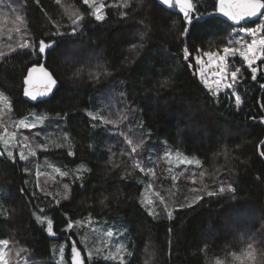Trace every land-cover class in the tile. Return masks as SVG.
<instances>
[{
  "label": "trees",
  "instance_id": "1",
  "mask_svg": "<svg viewBox=\"0 0 264 264\" xmlns=\"http://www.w3.org/2000/svg\"><path fill=\"white\" fill-rule=\"evenodd\" d=\"M100 2L105 4L103 21H96L82 0L4 1L0 51L6 55L0 57V89L13 110L0 122L22 137L41 162L51 160L70 173L50 179L42 173L43 165L38 175L36 156L20 160L16 153L15 163L6 154L0 157V238L13 241L11 263L23 256L24 251L15 255L21 247L40 264H58L61 245L70 263L71 239L77 241L76 232L88 235L76 221L92 217L121 220L126 226L131 255L125 264H264V77L256 74L253 80L242 58L234 57L233 65L242 71L237 107L230 91L214 97L205 88L195 61L196 53L222 50L240 36L241 25L251 27L259 19L234 25L217 14L216 0H194L197 19L189 26L178 7L166 8L156 0H129L127 7L123 0ZM72 12L82 15L75 34ZM121 12L127 15L121 17ZM16 15L24 17L23 23ZM185 27L191 28L186 36ZM25 39L35 46L40 40L55 41L59 47L46 57L36 55V48L18 47ZM9 44L16 50L9 51ZM133 44L137 48L130 51ZM42 56L58 87L31 103L23 97V79ZM32 111L43 115V122L31 130L15 129V122ZM89 112L127 119L115 127L103 125ZM121 133L134 140L144 134L141 156L145 163L151 161L154 177L134 168L133 159L122 153L130 149ZM21 142L15 140L18 148ZM166 148L200 163L179 166L173 173L160 158ZM80 164L89 171H75ZM194 173L195 184L190 179ZM173 175L178 176L175 182ZM64 183L69 185L67 199ZM149 184L166 201L161 204L154 196L155 216L141 203ZM221 184L235 190L221 193ZM197 195L201 199L193 202ZM39 216L47 219L41 222ZM49 219L54 235L47 230ZM248 243H254V258L230 255L240 254ZM83 256L85 264H106L101 255Z\"/></svg>",
  "mask_w": 264,
  "mask_h": 264
},
{
  "label": "snow or ice",
  "instance_id": "2",
  "mask_svg": "<svg viewBox=\"0 0 264 264\" xmlns=\"http://www.w3.org/2000/svg\"><path fill=\"white\" fill-rule=\"evenodd\" d=\"M84 5H87L88 8L91 9V12L89 13L91 16L95 18L96 21H103L105 19L104 9L105 4L100 2V0H82ZM129 3V0H123V6L127 7ZM160 3L163 5H167L169 8H179V12L183 14V22L186 25L192 26L194 20H196L195 13L197 11V4L194 2V0H160ZM215 8L218 12H220L223 16L227 17L229 21H232L236 24H239L242 20L246 18H252V17H264V0H216ZM74 17V19L71 20L72 25L74 27L72 28V33L75 34L77 31L78 23L82 20V15L78 12H72L70 14ZM127 13L121 12V17L126 16ZM16 21H19L23 23L24 17L20 15H16L15 17ZM16 31L19 32L20 28L17 27ZM241 31L245 33L247 36L252 37L251 42L244 41L243 37L238 40H229L227 45H225L222 48V55L216 53V52H205V56H209L210 58L218 57V61L216 63L217 71L213 74L214 77H219V79H214L212 83H209L207 79L203 77V73L201 74L204 86L208 89L209 92L212 93V95L218 96L221 91L224 89H232L233 85L238 80V75L241 73V69L239 67H236L234 70L230 71L228 68V58L229 57H236L237 55L243 59L245 64L248 68L251 69L252 73V79L256 80L257 76V69L253 67V65L258 61L262 60L264 61V20H261L260 23H257L254 27H243L241 28ZM191 32L190 27H185L184 32L182 35H188ZM57 33H53V35H57ZM145 33H140L141 40H143ZM9 39H11V36H9ZM236 45H239V47H236ZM9 51H15L16 49L13 48L11 44L7 45ZM19 48H36V55H44L45 57L51 53L55 52V50L59 47V45L52 41L51 43H48L44 40H40L38 46L32 45L28 40H23V43H20L18 45ZM142 47V45H141ZM137 48L136 44L131 45L130 51L135 50ZM199 50V49H198ZM185 57L189 55V49L187 46H185L184 49ZM6 55L5 52L0 51V57H4ZM197 63H201V60L199 57H197ZM231 77V82H224L228 80V77ZM167 83V81H165ZM57 84V81L53 78V75L45 70L44 66H33L28 69V74L24 78V95L26 97H30L32 100H36L37 96H46L50 92H52L54 86ZM37 85H40L38 88ZM261 87H264V84L260 85ZM232 96L235 97V104L237 107H239L242 103L241 96L236 92L233 91L231 93ZM13 110L12 103L8 96H6L3 92H0V117H2L5 113H11ZM89 117L92 120H99V122L103 125H113L118 126V124L123 119H127L126 115H122L120 119H112L110 116L106 117L103 115L95 114L92 112L88 113ZM44 117L40 116L37 117L36 120L28 121L27 119H20L15 122V127L17 129H34L37 127V121H43ZM0 126L4 127V131L0 132V144H2L3 151H0V157L7 155L9 160H12L13 163H15V156L13 155V151L10 149V145L13 141L16 140V132H10L6 126L0 122ZM95 127V125H93ZM37 135H40V133H37ZM121 135L124 136V141L126 145L128 146L129 150H122V153L134 161V168L139 169L141 172L155 176V170L154 166H148V163H151L149 160L148 163H145L143 157L141 156V151L143 149V146L145 144V136L143 133H140L137 137V139L131 138L129 135L121 133ZM65 139H68L67 136L64 137ZM25 141L28 140V137H24ZM41 149L46 150L47 145L46 144H40L38 145ZM23 147H27V145H24ZM56 147H61V145L57 144ZM28 155L35 156V151H30ZM28 155L25 154L23 150L19 152V159L20 160H27ZM68 155H73L71 151H69ZM165 156L171 155L170 153H165ZM180 155L179 153L177 154ZM261 156H264V152H261ZM111 158L109 159V163H111ZM181 163L187 162L188 164L193 163L192 160H188L187 157L182 159L180 161ZM195 163L199 165V161L196 160ZM114 167L116 165H113ZM83 171H89V169L84 168ZM171 171V169H169ZM54 172L57 173L60 177H66L69 176L70 173L67 171H62L60 168L56 167L54 168ZM179 176H183L184 173L180 172L178 174ZM204 173H200V178L203 179ZM80 174L75 175V179H80ZM172 181L175 182L178 179L177 175H173L171 177ZM191 182L193 184L196 183V174L194 173L191 177ZM65 189V196L64 198H68V189L69 185L67 183H64L63 185ZM207 187V185H205ZM148 188L151 189L152 185L149 184ZM235 189L231 184H227L226 186L221 184L219 187V192L223 193L225 191L233 192ZM192 191H199V189H192ZM209 195H214V192H209ZM143 195V194H142ZM154 196H156L161 204H166V201L162 195L158 192L153 193ZM201 199V196L197 195L193 198V202L199 201ZM103 203V201H102ZM142 204L145 206H148V212L149 215H157V213L153 209L154 200L148 197H145L142 201ZM188 207H191V204L188 205ZM167 210V207H166ZM43 212V210H41ZM6 215V213H5ZM168 216L171 219L172 218V212H168ZM38 220L43 222L47 219L46 216H39L37 217ZM76 223H79V221H76ZM47 230L50 234H53V222L52 220L47 221ZM73 227V222L69 221L67 223V229H71ZM104 235L108 238H111L114 233L111 229L106 231ZM13 243V241H10L9 239H0V264H11V258L10 253L12 252V249L9 248V245ZM103 247H107V242H104ZM26 251V249L20 248L16 251L15 255L19 256L21 252ZM61 254H63L64 249L61 247L60 249ZM72 251V264H85V261L81 259V252L77 249V246L73 244L71 246ZM256 249L254 247V243H248L247 248L243 249L240 254H237L236 252L230 253V255L234 259L241 260L243 257H249L254 258ZM97 255H103L104 260H112V261H118L119 264H125V256L131 255V253H128L127 250L124 248V246L117 245L115 248V251H109L108 254L104 255L102 248L96 249ZM89 258L93 256V253L90 251L88 253ZM217 264H222L221 261H217Z\"/></svg>",
  "mask_w": 264,
  "mask_h": 264
},
{
  "label": "rangeland",
  "instance_id": "3",
  "mask_svg": "<svg viewBox=\"0 0 264 264\" xmlns=\"http://www.w3.org/2000/svg\"><path fill=\"white\" fill-rule=\"evenodd\" d=\"M4 1L5 0H0V21H2V18L4 19V15L1 13L2 7L4 5ZM261 19H262V17L257 18L258 21L256 23H254V25L251 26V27H254L257 23H260L261 22ZM243 27H250V26H247L245 24L244 25H241L239 27V29H240V36H237V37L234 36L231 40L235 41V40L241 39L243 37L244 41L251 42L252 37L247 36L245 33H243L241 31V28H243ZM236 47H239V45H236ZM212 52H216V53H218L220 55L223 54L222 53V50H216V51H212ZM204 53H205V51L204 52H201L200 51L199 53H196L195 54V61H196V64H197V75H198V78L202 81L203 84H204V82H203V79H202V76H201L202 73H203V77L205 79H207L209 81V83H212L214 79H219V77H214V75H213L217 71L216 63L218 61V57L210 58L209 56H205ZM197 57H199L200 60H201V63H199V64L197 63ZM235 59L236 58H234V57H229L228 58L227 63H228L229 73H230V71H232V70H234L236 68L233 65L234 62L236 61ZM242 62H243L244 65H246L245 62L243 61V59H242ZM238 67L240 68V66H238ZM253 67H255L257 69V73H256L257 75H260V76H263L264 77V61L258 60L253 65ZM239 75H238V78H239ZM224 82H231L230 75L228 77V80L227 81H224ZM238 85H239V82H236L233 85V88L232 89H224L223 91H230L232 93L233 91H236L237 90ZM0 92H3V91L0 89ZM40 116H43V115L38 114L37 112H33L32 111L28 115H26V116H24V117H22L20 119H27L28 121H33V120H36V118L37 117H40ZM42 122L41 121H37V126L40 125ZM15 129H17V128L15 127ZM23 130H25V129H23ZM11 132H14V130L11 131ZM28 136H30V132H28ZM38 137H40V135H38ZM31 139H34L35 140L37 138H32L31 137ZM16 141L18 143L21 142V141L22 142H21L20 145L18 144L19 145V148L17 147L15 141H13L11 143L10 149L13 151V155H15L17 153V155L19 156V152L21 150H23L26 155H28V153L30 151H34V150L30 149V148L23 147L24 146V143H23L22 137L20 138V137H18L16 135ZM3 147L4 146L2 144H0V149L2 151H3ZM166 152L167 153H170L171 155L165 156L164 154ZM35 153H36V155H35L36 158L33 161L36 164V169H37L38 175H41V172L39 170V167L41 165H43V171H42V173L45 174L48 178H50V179L62 178L57 173L54 172V168L58 167L62 171H66V169L61 168L59 165L54 164L53 161L48 160V159H45V160H43L41 162V160L38 159V157H37V152L36 151H35ZM178 153L180 154L179 156L177 155ZM190 156H192V155H187V154L183 153L180 150H171V149H168V148L164 149L163 152H160V158L163 161V163L165 164V165L164 164L163 165L168 170L171 169V172H173V173L175 172L174 170H176L177 167L182 166V165H189L187 162H185V163H181L180 162L185 157H187L188 160H192L193 161V163H191V165L196 164L195 163L196 159L195 158H192ZM31 157H32V155H28V159H30ZM84 166H85L84 164L78 165L75 168V171H79V170L83 169ZM154 192L155 191H153V189H149L148 187H146L144 189L143 195L141 197V203H142V201H143V199L145 197H148V198H151V199L154 200V195H153ZM143 206H145V205H143ZM145 207L148 210V206H145ZM152 207H153V209L155 211V206L153 205ZM156 211H157V208H156ZM168 211L171 212L172 211V208L169 207V210ZM77 225H78V227L86 226L87 229H88V235H84V236L81 235V236H79V234L76 232V234H77V241L76 240L73 241L71 239V242L73 244H75L77 246V249L81 252V259L82 260H84V256H83V253L84 252H86L88 254L91 251L93 253V256H94V255H96V249H98V248H102V251H103V254L104 255L108 254L109 251L114 252L117 245H121L122 244L124 246V248L126 249V244H125V229H126V226L123 225V222L121 220H116V219L108 220V219H105V218H92V217H88V218H86L84 220H80L79 223H77ZM109 229H111L113 231V233H114V235L111 238H108V237H106L104 235V233L106 231H108ZM0 239H4V238H0ZM105 241L107 242V247H103ZM66 243H67V241L65 240L64 241V244H66ZM61 247H63V249H64V246L63 245H61L58 248V251L57 252H58L59 257L57 259V263L58 264H72V251L70 250V256H69V259L71 260V262L68 263L67 262L68 260L66 259V253H65V251L63 252V254H61V251H60ZM101 256H102L101 257V260H103L106 264H119L118 261H112V260H107L106 261V260L103 259V255H101ZM125 260H126V257H125ZM38 262H40V261H38ZM38 262H36L35 260H33L30 257V254L28 252L24 251L23 256L21 258H17L15 260V262L14 263H11V264H40Z\"/></svg>",
  "mask_w": 264,
  "mask_h": 264
},
{
  "label": "water",
  "instance_id": "4",
  "mask_svg": "<svg viewBox=\"0 0 264 264\" xmlns=\"http://www.w3.org/2000/svg\"><path fill=\"white\" fill-rule=\"evenodd\" d=\"M156 1H157L159 4H161L162 6H164V7H166V8H169L167 5H163L162 3H160V0H156ZM217 14H218L220 17H222L223 19L229 21V20L227 19V17L223 16L220 12L217 11ZM257 18H259V17L246 18V19L242 20L240 23H242V22H246V21H250V20H253V19H257ZM229 22L232 23V24H234V25H238V24H236V23H234V22H232V21H229ZM240 23H239V24H240ZM33 66H34V65H33ZM33 66H31V67H33ZM35 66H37V67H39V66H44L45 70L52 74V72H51L50 70H48L47 67L45 66V59H44V58H42V59H41V62H40L39 64H36ZM31 67H29V68H31ZM29 68H28V69H29ZM27 74H28V70H27V72H26L24 78L27 76ZM52 75H53V74H52ZM53 78L57 81V84L54 86L52 92H50V93H49L48 95H46V96H37V99H36V100H32L30 97H26V96L24 95V87H25V85H24V87H23V97H24V99L27 100V101H29V102H31V103H37L38 101L44 100V99L48 98L49 96H51V95L54 93L55 89L58 87V80L56 79V77H55L54 75H53ZM23 83H24V79H23ZM37 87L39 88L40 85H37Z\"/></svg>",
  "mask_w": 264,
  "mask_h": 264
},
{
  "label": "bare ground",
  "instance_id": "5",
  "mask_svg": "<svg viewBox=\"0 0 264 264\" xmlns=\"http://www.w3.org/2000/svg\"><path fill=\"white\" fill-rule=\"evenodd\" d=\"M45 59V58H44ZM6 238V237H5Z\"/></svg>",
  "mask_w": 264,
  "mask_h": 264
}]
</instances>
